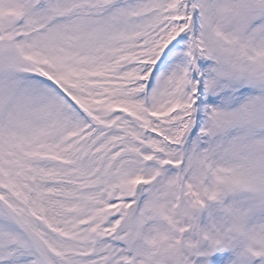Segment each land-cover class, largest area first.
<instances>
[{
    "label": "snow or ice",
    "instance_id": "6c2138e0",
    "mask_svg": "<svg viewBox=\"0 0 264 264\" xmlns=\"http://www.w3.org/2000/svg\"><path fill=\"white\" fill-rule=\"evenodd\" d=\"M0 264H264V0H0Z\"/></svg>",
    "mask_w": 264,
    "mask_h": 264
}]
</instances>
